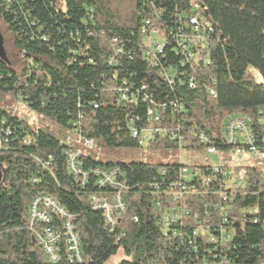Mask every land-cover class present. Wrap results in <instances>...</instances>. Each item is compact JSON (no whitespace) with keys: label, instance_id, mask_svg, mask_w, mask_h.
Returning a JSON list of instances; mask_svg holds the SVG:
<instances>
[{"label":"trees","instance_id":"obj_1","mask_svg":"<svg viewBox=\"0 0 264 264\" xmlns=\"http://www.w3.org/2000/svg\"><path fill=\"white\" fill-rule=\"evenodd\" d=\"M196 4L197 8L191 0H0V22L22 60L16 69L5 52L0 91L98 148L143 146L128 130L133 119L139 132L152 129L148 148L177 150L172 133L182 139L183 150L203 151L192 137L196 131L205 133L217 152H229L222 130L229 117L239 115L249 120L256 146L264 153V0ZM193 16L212 28L199 51L208 64L199 60L180 66L176 44L183 40L174 36L178 30L190 33ZM142 30H156L164 42L156 67L144 56ZM170 67L173 72L167 70ZM250 69L260 73L261 83L253 81ZM160 73L172 77L174 84L169 86ZM141 86L152 96L151 103L133 104L131 93ZM123 93L128 102L121 99ZM171 101L184 111L159 110L158 121L148 120V108ZM4 129L11 135L6 137ZM66 150L72 148L0 108V264H47L27 220L28 206L39 194L52 197L73 216L83 258L79 264H105L119 249L125 256L121 264H212L222 259L228 264H264L262 169L240 166L233 172H245L241 185L234 180L228 186L219 178L206 186L203 179L210 176L211 166L102 163L82 154V184L67 168ZM114 167L120 170L125 211L111 232L103 214L89 203L92 197L111 200L118 190L97 187L90 170ZM182 167L188 168L196 192L175 204L169 193ZM218 192L228 194L226 204H220ZM182 206L187 216L165 231L161 210ZM198 225L207 226L217 243L193 238L191 230Z\"/></svg>","mask_w":264,"mask_h":264},{"label":"built area","instance_id":"obj_2","mask_svg":"<svg viewBox=\"0 0 264 264\" xmlns=\"http://www.w3.org/2000/svg\"><path fill=\"white\" fill-rule=\"evenodd\" d=\"M190 26V33L184 34L183 30H178L176 32V36L173 35L176 40L179 38L183 40L182 42L180 41L176 44L181 55L179 64L180 66H184L186 63L198 64L199 60H202L204 64H208L207 58H199V51L204 47V42L208 37L206 33L209 34L212 30L211 25L206 21L200 20L197 16H193L190 19ZM141 33L145 39L143 45L144 56L151 60V65L153 67H156V56L158 54H162L165 48L164 42L162 41V43H159L157 41V38H161V36L156 30H150L149 32L142 30ZM109 62L114 63V60L111 59ZM167 70L173 72L174 69L170 67ZM165 73H160L159 76L162 77ZM163 77L169 86L174 84V79L172 77L167 75ZM180 81L181 78L178 79V82ZM188 86L192 89L195 87L193 80L189 81ZM145 90V87L141 86L135 93H131L134 95L133 104H136L138 100L143 104L149 101V103L152 102V96L145 94ZM208 93L210 96H214L212 91L208 90ZM121 99L125 102H128L127 95L124 93L121 95ZM18 101L23 104L25 109H27L24 103H22L20 100ZM115 102L118 103V99L115 100ZM166 109H169L170 111L177 114H181L184 111V107L175 101L161 103L158 107L147 109L146 115L148 116V120L154 117V120L158 121V111H165ZM11 113L12 115L18 116L14 112ZM259 114H261V112H259ZM128 130L130 131L131 137L138 138L140 140V145L143 146L152 137L151 128H144L139 132L133 119H130L129 121ZM155 131L158 132L159 130ZM1 132L6 137L11 135V131L9 129L1 130ZM191 134L192 137L195 138L200 143V145H202L206 156H217L218 160H221V153L217 152L216 148L212 145L210 138L205 133L192 131ZM171 135L172 140H178L177 150L180 154L183 151L182 139H180L177 134L171 133ZM176 136L178 138H176ZM222 137L224 143L227 146H231V150L229 152L235 156L241 157L244 155L260 153L261 156L264 157V153L259 152V147L256 146L255 136L251 131L249 120L239 115H233L226 120L222 130ZM77 144L87 150L94 148V142L92 140H83L82 138H78ZM66 145H68V143H66ZM82 154L83 152L80 150L74 151L72 149L65 151V155L67 157V168L70 174L73 175L74 178H80V181L83 184L86 179V173L82 170V163L80 162V157ZM229 172L230 171L226 169L225 164L219 162L218 164L211 166L210 176L205 177L203 179V183L204 185L209 186L210 183H212L211 181H215L219 178H221L224 182H228ZM90 174L94 176L97 187H109L118 190L111 200L105 197H92L89 203L91 209L100 211L103 214L105 228H109V230L112 232L115 227V223L117 222V218H119V216H121L125 211V204L120 194L123 185L118 181L120 170L116 167L106 170L97 168L90 170ZM244 177L245 172L241 170L235 175L234 180L237 184L241 185L243 183ZM190 182L191 176L189 174L188 168L182 167L180 169L179 181L172 185V191L169 193L172 203L182 204L185 194H188L189 192H196L194 186L190 185ZM218 198L220 204H226L228 200V194L225 192H218ZM157 206L158 208L160 207L158 204ZM185 216H187V211L183 206L180 208L172 207L161 210L160 224L166 231L171 226L178 225ZM194 218H196V216H194ZM73 219L74 218L72 215L68 214L52 197L48 195L39 194L31 200L27 211L29 231L31 236L40 246L44 261L47 264H60L61 262L66 264H79L82 262L83 258L80 250L79 240L77 235L74 233V227L72 223ZM136 221L137 220L134 219V222ZM206 227L205 225L193 227L191 230V236L193 238L206 237L209 242L217 243V239L209 233V230ZM217 232H219L220 236L223 237L222 229L219 228ZM212 264H228V262L227 260L222 259L220 261L213 262Z\"/></svg>","mask_w":264,"mask_h":264},{"label":"rangeland","instance_id":"obj_3","mask_svg":"<svg viewBox=\"0 0 264 264\" xmlns=\"http://www.w3.org/2000/svg\"><path fill=\"white\" fill-rule=\"evenodd\" d=\"M194 7L197 8L196 0H191ZM0 33L3 36L5 52L8 55L10 61L14 64L15 68H20L22 60L18 55V51L12 47V36L6 32L5 26L0 22ZM159 43H162L161 38H157ZM30 63V61H29ZM249 73L255 83L262 82V76L254 69H250ZM0 108L3 110L14 112L20 118H23L27 123L33 127H37L50 135L55 137L62 143H68V145L75 151L80 150L83 154L88 155L92 160L102 163H146L151 165H166V164H183L190 167L206 165L213 166L219 162L224 163L228 167L229 177L228 186L232 185L235 179L233 172L234 168L240 166L246 167H258L264 172V157L260 153L244 156H235L234 154L224 151L221 153V160H218L217 156L208 157L202 150H183L180 154L178 150L160 151L151 148L141 146L135 149H104L94 147L91 150L82 148L77 144V138L73 135L72 131L60 127L46 118H42L40 115L29 112L23 104H21L14 97L8 96L0 91ZM125 260L122 249H119L117 254L111 257L105 264H121Z\"/></svg>","mask_w":264,"mask_h":264},{"label":"water","instance_id":"obj_4","mask_svg":"<svg viewBox=\"0 0 264 264\" xmlns=\"http://www.w3.org/2000/svg\"><path fill=\"white\" fill-rule=\"evenodd\" d=\"M0 60L1 61H6V55H5V50H4V40H3V36L0 33ZM3 178V172L0 170V183L2 181Z\"/></svg>","mask_w":264,"mask_h":264}]
</instances>
